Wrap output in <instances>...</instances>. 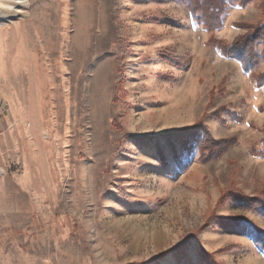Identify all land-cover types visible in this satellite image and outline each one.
Masks as SVG:
<instances>
[{
    "label": "rangeland",
    "instance_id": "obj_1",
    "mask_svg": "<svg viewBox=\"0 0 264 264\" xmlns=\"http://www.w3.org/2000/svg\"><path fill=\"white\" fill-rule=\"evenodd\" d=\"M222 1L210 31L188 0L0 22V264H264V0ZM249 37L252 74L213 46Z\"/></svg>",
    "mask_w": 264,
    "mask_h": 264
},
{
    "label": "trees",
    "instance_id": "obj_2",
    "mask_svg": "<svg viewBox=\"0 0 264 264\" xmlns=\"http://www.w3.org/2000/svg\"><path fill=\"white\" fill-rule=\"evenodd\" d=\"M197 0H195L194 2H191L188 0L189 2V6L191 9V14H192V18L193 21L198 24V25H203V28L207 31H210V27H214V26H222V23L220 22V17H218L217 14H223L225 11H223L224 8V4L223 1L221 0H207V2L202 1L203 3V7H205V13H206V18L203 19H199L198 18V8L199 7V3H195ZM187 2V1H186ZM231 5L234 7H241L242 5L237 3V2H233L230 1ZM197 5V6H196ZM209 9L216 11V15L209 13ZM217 16V17H216ZM214 17V18H213ZM216 24V25H215ZM211 28V29H212ZM264 30V29H263ZM254 39V38H252ZM250 37L247 39V41L240 46H236L237 48H234L230 51H223L221 49V47L219 45H213L215 49L219 50L222 55L226 58H230V59H235L237 61H239L241 63L242 69L249 74L253 73V69H254V60L255 59V55L253 53V48L250 45V41L253 42L254 40H252ZM258 86H261V80L258 79L257 80ZM259 214L261 216L264 217V210H258ZM256 234L253 235V240H254V244L257 247V249L264 255V238H263V233L256 230L255 231Z\"/></svg>",
    "mask_w": 264,
    "mask_h": 264
},
{
    "label": "bare ground",
    "instance_id": "obj_3",
    "mask_svg": "<svg viewBox=\"0 0 264 264\" xmlns=\"http://www.w3.org/2000/svg\"><path fill=\"white\" fill-rule=\"evenodd\" d=\"M27 12L28 0H0V22L3 23L2 26L12 23V20L25 19Z\"/></svg>",
    "mask_w": 264,
    "mask_h": 264
},
{
    "label": "built area",
    "instance_id": "obj_4",
    "mask_svg": "<svg viewBox=\"0 0 264 264\" xmlns=\"http://www.w3.org/2000/svg\"><path fill=\"white\" fill-rule=\"evenodd\" d=\"M9 105L0 100V136L3 134L4 132V121L7 118V116L9 115ZM3 175V170L2 168H0V178Z\"/></svg>",
    "mask_w": 264,
    "mask_h": 264
}]
</instances>
